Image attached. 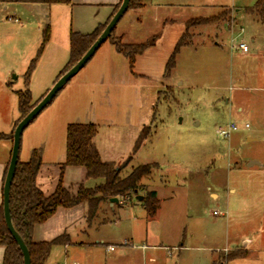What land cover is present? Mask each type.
Returning a JSON list of instances; mask_svg holds the SVG:
<instances>
[{
  "label": "rangeland",
  "instance_id": "1",
  "mask_svg": "<svg viewBox=\"0 0 264 264\" xmlns=\"http://www.w3.org/2000/svg\"><path fill=\"white\" fill-rule=\"evenodd\" d=\"M142 1L122 16L115 36L122 34L126 43L155 38L154 45L137 56L131 69L129 58L105 41L58 93L83 86L77 115L55 114L48 105L25 128L21 159L27 160L30 146L41 151V158L46 146L59 148L68 120L96 123L101 148L122 177L141 164H152L139 195L156 190L161 203L160 215L152 220L136 194L127 202L102 203L90 224L96 228L95 237L114 235L119 244L111 245L114 248L124 246L121 242L135 246L162 242L156 249H142L139 264H212L215 259L221 264L226 253L244 248L249 256L230 264H264V177L249 176L245 167L258 151L264 152V25L243 10L257 0ZM226 8L230 10L222 20L187 29L188 19L217 15ZM21 9L8 10L10 17L4 18L0 12V128L6 132L13 116L20 114L16 91L30 90L39 98L44 87L51 86L52 60L60 58L54 51L61 43L55 41L44 58L45 69L40 66L33 83L25 81L24 70L36 56L49 18L42 16L45 21L40 23ZM241 28L244 32L238 36ZM186 32L189 44L180 49L176 67L165 77L166 64ZM242 38L248 51L235 48ZM9 67L14 69L7 73ZM92 67H104L106 73L90 75ZM231 122L239 128L225 138L218 130ZM142 130L148 137L132 154ZM98 182L90 179L86 185ZM238 183L244 189L233 195L230 186ZM44 192L50 194V188L44 187ZM247 196L249 210L231 212L233 201ZM134 219L137 237L131 239ZM91 242L101 249L96 264H105L103 245ZM62 253L55 251L46 264H62Z\"/></svg>",
  "mask_w": 264,
  "mask_h": 264
},
{
  "label": "trees",
  "instance_id": "2",
  "mask_svg": "<svg viewBox=\"0 0 264 264\" xmlns=\"http://www.w3.org/2000/svg\"><path fill=\"white\" fill-rule=\"evenodd\" d=\"M0 2L54 4L71 3L72 0H0ZM141 2L142 0H131L129 9L140 7ZM120 4L121 2L116 6L113 15ZM227 10L229 11L230 9L226 8L213 16L190 18L186 21V27L188 29L195 24H209L220 21L228 13ZM243 10L248 14L256 15L258 20L264 25V0H257L252 6H245ZM111 18L105 24L98 26L94 31L87 34L80 33L74 29L71 30L70 58L57 79L84 55L106 28ZM116 27L108 40L119 52L124 53L129 58L130 67L133 69L137 56L142 54L149 46L154 45L155 38L144 43H126L121 36H115ZM42 35V42L37 56L31 61L25 74L27 80L30 78L38 57L42 54L50 39L49 24L44 26ZM186 36L187 32L177 42L166 64L165 77L171 76L173 69L176 67V58L180 49L189 44ZM16 93L18 95L20 116L10 133L0 132V140L8 139L13 142V133L17 124L46 94L38 100H33L30 90H19ZM97 134L98 125L96 123L72 122L68 124L66 156L65 160L60 163V178L54 191L48 195L38 185V175L42 166L41 151L37 148L33 149L31 157L27 161H22L19 158L11 187L10 208L14 225L30 250L31 264H46L54 245H65L70 242L68 233H63L48 241L33 240L35 227L45 223L60 207L72 208L84 204L86 206L84 217L87 223H91L99 210H102V203L109 202L113 197H118L119 201L122 199L123 202H127L131 199L132 194L139 195L140 189L145 186V184H142V180L150 177L152 174L153 166L151 163H147L133 168L130 173L122 177L121 169L117 168L114 160L102 158L96 143ZM148 134L143 130L139 133L135 140L132 154L140 148L143 141L148 137ZM9 163L10 161L4 173V180ZM67 166H81L85 169L86 179H93L99 182L94 186H87L84 182L78 183L77 186H66L63 181V170ZM142 205L150 216H154L160 205L157 192L149 190L143 196ZM0 243L5 247L3 264H24L23 254L5 223L3 203L0 205ZM247 255L248 251L246 249H235L226 253L220 263L227 264L234 259L246 257ZM212 264H217V260H213Z\"/></svg>",
  "mask_w": 264,
  "mask_h": 264
},
{
  "label": "crops",
  "instance_id": "3",
  "mask_svg": "<svg viewBox=\"0 0 264 264\" xmlns=\"http://www.w3.org/2000/svg\"><path fill=\"white\" fill-rule=\"evenodd\" d=\"M120 2H122V0H72L71 3H54V4L0 2V12H2L1 14L3 18L10 17V15L7 16L9 12L8 10H19L20 8H23L21 9L22 10L21 13H26L27 11V13H29L31 16L33 15L36 16L34 21L42 23L45 21V20L42 21V16L43 18H49L47 24H49L50 26V39L46 44L42 54L38 57L34 69L28 80L25 74L34 57L30 58L28 65L26 64L27 68L24 70L25 81L27 83H33V78L35 76V73L40 68V66L42 65V68L45 69L47 63L44 61L45 60L44 58L56 41L61 44H58L59 46L54 51V53H56V56L60 55V58H56L55 60H52V64H54V67L52 68L53 76L49 80L50 85L52 86L70 58L71 30L74 29L83 34H87L94 31L98 26L108 22V20L112 17L116 6ZM43 6H47V7H43ZM46 11L49 13H44ZM40 12H42L43 14H41ZM2 21L3 19H1V22ZM119 36H122V34H120ZM123 37L124 36H122V38ZM38 49L36 52V56L38 53ZM13 69L14 68L9 67L6 72L9 73ZM105 71L106 69L104 67L103 68L92 67L88 71V73L90 75H94V74L101 75L106 73ZM101 79H103V77L100 78V80ZM76 86L78 85L76 84L75 87H71V89H69V91L66 93L62 91L48 108H52L53 106V112L55 114H60L61 112L62 114L76 113L77 115L76 112V110H78L77 100H79V96L82 93L81 91L83 90L81 88L83 86L80 87L79 89H77ZM84 86L87 85L85 84ZM50 87L49 86L44 87L45 89L44 94L50 89ZM44 94H42L37 99L33 98V100L40 99ZM19 116L18 117L13 116V119L11 120L12 121L11 130L6 132V130L0 128V132L10 133L14 129L15 122L19 118ZM68 124H70L69 120L66 122L64 126L65 137L62 145H60L59 148L56 147L54 149L47 148L46 146L42 151V166L40 168V172L38 175V185L43 191H44V187L47 186L48 188H50V191L53 192L58 184L61 174L60 163L65 160V156H66ZM98 135L99 132L96 136V143L102 158L105 160H112L105 152L104 148L103 149L101 148L102 146L100 145V142L98 140ZM12 146H13L12 141L8 139L0 140V205L3 203L4 173L7 168L8 162L10 161L11 158ZM35 148L36 147L33 146H30V148H28V151L26 153V156L28 157L27 160L30 159L31 153ZM21 153H22V148L20 151V158H21ZM261 155L264 156V152L258 151V155L252 156L251 159H249V161L252 160L256 161L252 164H250L249 162L248 165L245 166L246 170L249 172V176L253 177L254 175L256 176L258 175L264 177V158L261 159L260 158ZM27 160H22V161H27ZM63 181L66 186H77L78 183L81 182L86 183L88 179H86L85 169L83 167L67 166L63 170ZM243 189L244 187L240 183H238L237 185L234 184L233 186H230V191L233 195L235 194L238 195ZM156 192L161 203V198L159 196L160 194L158 193V191ZM212 195L215 198L218 196V194L215 192H213ZM246 198L247 199L244 200L245 199L244 198L242 202H239V200L233 201L234 202V203L232 202L233 205H235V203H240V204L238 206L232 205L231 212H232V208L233 211H235L236 209L248 211L250 208L249 201L251 198L249 196H247ZM85 211H86V206L84 204L72 208L60 207L50 219H48L45 223L37 225L35 227L33 233L34 241H48L54 239L55 237L63 233L69 234L70 242L65 245L63 244L54 245L48 260L51 258V256H53L55 251L57 252L58 250V252H60L62 250L63 253L60 255V260L62 261V264H86V262L96 264L100 258L99 251L97 250H101V249L95 248V246L91 242L92 239H94V242L96 244L103 245V248L105 250L104 251L105 264H137V263L139 264L140 257H143L142 249L149 250L150 248L156 249L159 246H163L162 242H159V245L148 244L143 246L142 245L135 246L134 244L130 245L128 243L121 242L122 244L124 243V246H120L114 249H109V246L111 245H119L118 240L114 235L106 234V233L98 234V236L95 237L94 229L96 228H92V226H90L91 223L85 222L84 220ZM159 215H160V205L157 209V213L154 216H149V220H152L153 218L154 219L158 218ZM106 220H108V218H106L104 221L102 220L101 223L102 224L105 223ZM93 221L94 220H92V222ZM137 227H138L137 219H134L131 223V232H129L130 233L129 235L131 236H128V238L131 237V239H135L137 237V230H136ZM138 236H140V233L138 234ZM226 249L228 250V248ZM246 250L249 251V249ZM4 251H5V247L3 244L0 243V264H3ZM148 253L149 251L145 252V254ZM230 262L228 264H230Z\"/></svg>",
  "mask_w": 264,
  "mask_h": 264
},
{
  "label": "water",
  "instance_id": "4",
  "mask_svg": "<svg viewBox=\"0 0 264 264\" xmlns=\"http://www.w3.org/2000/svg\"><path fill=\"white\" fill-rule=\"evenodd\" d=\"M130 1L131 0H122L119 8L107 24L106 28L96 39V41L68 71H66L55 81L53 86L46 92L42 99L21 119V121L17 124L14 130L11 158L3 186V212L7 228L15 239V241L17 242L23 254L24 264H31L30 250L25 240L14 225L10 208V193L12 183L15 177L16 168L20 158L22 134L25 128L42 112V110H44L48 105L52 103L54 98L63 89L65 84L68 83L72 79V77L76 75L88 63V61L93 57V55L100 48V46L108 40L112 31L115 29L122 16L129 9ZM254 162L256 161L252 160L250 161V164ZM137 199L143 200V195H137ZM110 202L112 204L114 202H119V198L113 197L110 199Z\"/></svg>",
  "mask_w": 264,
  "mask_h": 264
},
{
  "label": "built area",
  "instance_id": "5",
  "mask_svg": "<svg viewBox=\"0 0 264 264\" xmlns=\"http://www.w3.org/2000/svg\"><path fill=\"white\" fill-rule=\"evenodd\" d=\"M244 32V28H241L240 29V33L238 34V36H241ZM237 36V37H238ZM235 48L238 50V51H248L249 50V45L247 44V42L245 41L244 38L241 39V41L235 45ZM245 127L248 128L249 127V124H245ZM239 126L236 122H231L229 125L225 126V127H220L219 128V133L224 136L225 138H229L231 136V134L238 130ZM219 212L217 211H214V214H218ZM109 249H114L113 246H109Z\"/></svg>",
  "mask_w": 264,
  "mask_h": 264
}]
</instances>
